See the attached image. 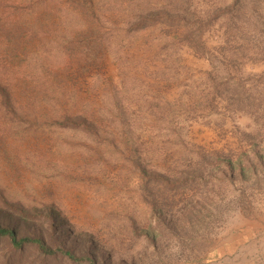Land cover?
<instances>
[{"label":"trees","instance_id":"obj_1","mask_svg":"<svg viewBox=\"0 0 264 264\" xmlns=\"http://www.w3.org/2000/svg\"><path fill=\"white\" fill-rule=\"evenodd\" d=\"M81 2L0 0V146L9 140L68 131L87 136L99 149L108 150L107 154L113 155L122 145L126 149L129 143L124 130L145 114L146 108L154 114L155 123L171 115L169 109H174L176 102L166 101L154 89L171 78L179 46L189 47L198 57L209 59L214 67L224 66L229 73L216 82L211 76L209 94L194 100L191 107L205 102L216 108L213 104L220 99L229 108L251 114L257 123L264 116V89L250 82L256 75L248 76L247 81L239 73L231 77L232 69L226 68L228 62L233 63V59L228 60L231 56L221 59L206 43L205 34L219 18L221 9L202 15L193 9L191 0H112L104 13L117 15L106 19L96 3L87 0L88 22L101 24V28L105 20L110 22L109 32L100 34L97 26L89 33L85 19L72 11ZM239 2L235 0V4ZM119 23L127 34H119ZM146 34H154L162 42L152 62L144 56L139 60L144 68L135 73V53L126 51L123 40L130 47ZM170 36L171 41L163 43ZM144 41L151 48L150 38ZM109 56L119 66V82L106 75ZM261 77L264 74L257 76ZM249 82L252 84L248 88ZM136 84H140L137 92ZM147 90L155 91L154 98L142 101ZM122 93L127 94L128 105ZM141 146L138 142L132 145L130 167L139 174L142 197L158 224L178 233L176 220L171 216L167 219L166 213L181 208L186 196L208 184L201 170L204 164L213 163L206 153L199 152L198 159L194 163L185 160L181 170L164 168L153 165ZM230 154H219L217 159L227 172L233 174L239 169L242 178L249 170L255 172L252 164L244 165L246 154H240L236 161ZM257 156L261 161L264 158ZM45 170L49 177L62 173L52 168ZM130 219L134 234H145L153 242L157 239L154 231L138 227L132 215ZM121 244L122 241L102 239L89 229L77 230L57 203L30 206L10 198L0 186V264H136L134 260L115 259L126 250L121 249Z\"/></svg>","mask_w":264,"mask_h":264},{"label":"rangeland","instance_id":"obj_2","mask_svg":"<svg viewBox=\"0 0 264 264\" xmlns=\"http://www.w3.org/2000/svg\"><path fill=\"white\" fill-rule=\"evenodd\" d=\"M92 1L106 19L117 15L104 13L112 0ZM191 2L202 15L221 9L205 34L207 45L221 59L231 56L228 60L233 59V63L228 62L226 67L232 69L231 77L239 73L247 81L248 76L256 75L250 82L264 89V77L257 78L264 74V0H240L237 4L235 0ZM86 3L82 0L72 11L81 14L92 33L93 27L102 25L88 22ZM102 24L105 28L100 34L109 32L110 22ZM118 32L128 33L124 25ZM172 36L164 38L163 43L170 42ZM147 37L153 42L151 48L144 43ZM159 42L154 34L140 35L130 47L123 40L126 51L135 53V73L144 68L139 62L144 56L152 62ZM174 56L176 67L170 71L171 78L154 89L166 101L176 102L165 121L155 123L154 114L146 108V113L124 130L128 147L122 145L113 155L99 149L87 136L68 131L9 140L0 146V186L10 198L30 206L57 203L77 230L89 229L102 239L122 241L121 249L126 250L115 259L134 260L136 264H264V158L261 161L257 156L264 157V116L257 123L251 114L229 108L220 99L213 104L216 108L205 102L191 107L194 100L209 94L211 76L216 82L229 73L224 66H212L209 59L198 57L186 46L177 47ZM108 64L106 75L119 82L120 69L111 56ZM154 90H147L141 100L153 99ZM121 98L125 104L130 103L127 94L122 93ZM57 139L62 142L58 144ZM136 142L142 145L143 155L160 167L181 170L184 161L194 163L199 152L206 153L213 163L204 164L201 170L208 184L186 196L181 208L166 213L167 219L171 216L176 220L178 233L163 229L142 197L139 174L130 167ZM231 152L235 161L246 154L244 165L252 164L255 172L248 169L249 174L242 178L239 169L232 174L218 165V155ZM46 168L62 173L49 177ZM131 215L138 227L156 233L154 242L145 234L132 232Z\"/></svg>","mask_w":264,"mask_h":264}]
</instances>
